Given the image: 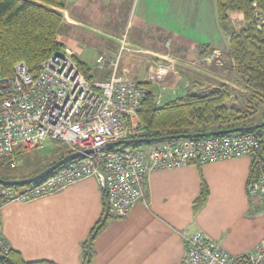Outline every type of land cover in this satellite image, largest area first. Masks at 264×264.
<instances>
[{
	"label": "crops",
	"instance_id": "1",
	"mask_svg": "<svg viewBox=\"0 0 264 264\" xmlns=\"http://www.w3.org/2000/svg\"><path fill=\"white\" fill-rule=\"evenodd\" d=\"M99 1L75 0L74 3L82 4L80 12L83 9L95 11L94 21L85 19L81 13L67 16V21L77 27H85L84 23H87L95 27L94 31L100 35V30L110 33L112 41L86 33L83 28L79 30L90 35L89 37L81 34L80 38L74 40L66 38L60 32L58 40L67 53L75 55L90 68L92 80L102 81L109 78V71L95 69V59L101 54L116 57L119 51L117 37L125 29H116L115 32L114 28L109 29L97 22L99 9H103L105 17L108 12L106 5L102 4L105 0L101 4ZM177 8L175 7L176 11L166 9L156 12L157 15L150 16L151 22L142 20L144 14L141 19L138 17L141 21L137 19L134 27L127 30L126 39L138 51L132 53L126 50L121 53L119 74L126 79L143 83L148 66L168 64L171 61L179 67V72L181 69L184 81L186 79L183 75L187 74L189 81L195 82L193 85L197 89L208 91L210 84L206 87L203 80L209 77L191 73L182 68L180 62H198L203 51L218 50L224 53L223 64H230L228 76L219 75L225 71L217 69V76L220 77L218 81L227 83L234 91L239 90L241 86L235 84L233 63L228 53V36L220 28L215 12L211 13L209 29L207 25L198 23V18L191 19L186 16V12L182 10L183 14ZM190 19L192 22L196 21L200 36H189L190 32L180 24L182 20ZM177 20L182 21L179 23L180 27L177 26ZM174 22L175 27L172 26ZM98 40L100 42H96ZM86 45L91 46L90 53L94 57L88 63L82 57ZM143 69V78L139 79ZM178 90L181 91L182 87L178 86ZM168 94L171 93L167 92L166 95ZM250 162V157H239L206 163L200 166V170L195 164H191L180 169L151 171L148 173L143 199L126 217L109 219L106 229L97 237L93 264H180L186 251V239L191 234L200 229L202 233L217 238L213 235L208 220L210 211L222 210L225 213V210L232 209L239 213L249 212L252 205L254 207L255 203L262 202L255 197L257 195L250 196L246 192ZM48 164H43L22 177L35 175ZM201 177L208 187V197L193 221L192 205L199 196ZM258 196L264 198V195ZM104 205V195L96 181L92 178L85 179L67 186L59 193L35 201L8 203L0 212L1 232L10 249L19 252L25 261L81 264V244L102 217Z\"/></svg>",
	"mask_w": 264,
	"mask_h": 264
},
{
	"label": "built area",
	"instance_id": "2",
	"mask_svg": "<svg viewBox=\"0 0 264 264\" xmlns=\"http://www.w3.org/2000/svg\"><path fill=\"white\" fill-rule=\"evenodd\" d=\"M252 7L258 26L264 21V11L256 1H252ZM126 37L125 33L122 42L119 40L116 57L101 54L95 59V69L109 71L106 80H88L67 52L52 54L35 74L24 63H18L10 77L0 76V160L10 161L13 166L15 155L43 150L50 142L60 143L69 154H81L34 184L0 186V212L8 203L35 201L92 178L105 197L109 214L120 219L143 199L151 171L251 158L257 151L254 136L242 132L166 140L150 145L147 150L115 147L104 150L109 143L114 145L141 136L138 112L147 95L144 84H150L155 105L160 106L166 94L160 93V84L166 83L171 75L168 66H155L143 83L121 76L120 55L129 51ZM246 192L250 196L264 195V174L249 182ZM9 250L1 232L0 217V253ZM180 264H264V238L247 256L233 258L196 231L186 239Z\"/></svg>",
	"mask_w": 264,
	"mask_h": 264
},
{
	"label": "trees",
	"instance_id": "3",
	"mask_svg": "<svg viewBox=\"0 0 264 264\" xmlns=\"http://www.w3.org/2000/svg\"><path fill=\"white\" fill-rule=\"evenodd\" d=\"M64 1L0 0L1 77H10L14 66L18 63H24L27 69L35 74L38 72L39 65L52 54L66 52L58 40L63 23L60 10L64 7ZM252 1H256L258 7L264 11V0H214L218 24L228 36V53L233 63L235 84L241 86L246 93H239L240 95L232 97L234 89L224 83H219L208 91L189 92L156 106L150 84H144L147 95L138 112L142 132L139 138H173L184 134L229 131L264 123V21L257 26ZM232 13L240 14L248 26L241 30H234L230 26V14ZM208 53L209 51H203L200 56L204 57ZM71 57L83 75L88 80L91 79L90 68L75 55L71 54ZM263 132L264 126L242 132L253 135L258 142V149L250 158L247 184L264 174ZM169 140L182 141L184 139ZM159 142L146 145L150 146ZM50 144L55 160L49 162L48 166L69 154L60 143L50 142ZM140 146L125 147L122 142L114 144L115 149L118 150L124 148L137 150ZM17 156L18 154L13 157L14 162ZM9 162L0 160V165L7 166L10 165ZM195 165L200 170L201 165L198 163ZM32 176L34 175L21 178ZM0 178L18 180L15 176L0 175ZM207 197L208 187L201 177L199 196L194 201L192 210H200ZM104 206L102 217L98 219L87 239L81 244V264H93L96 255L95 241L106 229L109 219L113 218L108 212L106 203ZM0 264L55 263L47 260L28 262L19 252L10 249L7 253H0Z\"/></svg>",
	"mask_w": 264,
	"mask_h": 264
},
{
	"label": "rangeland",
	"instance_id": "4",
	"mask_svg": "<svg viewBox=\"0 0 264 264\" xmlns=\"http://www.w3.org/2000/svg\"><path fill=\"white\" fill-rule=\"evenodd\" d=\"M100 4L102 3V0L99 1ZM75 3V0H65L64 8L62 11V17H63V23L61 25V34L64 35L66 38L71 39H78L80 38V35L82 34L83 37H89L90 35L86 33H91V35H96L98 38L103 37L106 40H111L110 33L104 32L100 30V33H96V28L91 27V25L84 23L85 27H77L76 25L72 23H68L67 16H73V14L81 13L82 16H84L85 19H91L94 21L95 11H89V10H81L82 4ZM104 5H106L108 12L105 17L103 9H99L98 15H97V22L102 24L103 26L107 28H114L115 32L116 29L120 30L121 28L124 30L121 35H118V45L119 40L122 42L121 38L123 35H127V30L130 29V27H134L135 22L137 21L138 17L144 22H151L150 16L151 15H157L156 12H163L166 9L169 11L173 10L176 11L175 7H178V11L183 13L186 12V16L193 18H198V23H203L211 29L210 21H211V13L212 11L215 12V3L214 0H123L120 1H114V0H105L103 1ZM174 7V8H173ZM183 10V11H182ZM92 12V13H90ZM145 12V13H144ZM103 13V14H102ZM109 13V14H108ZM102 14V17L100 15ZM184 14V13H183ZM176 15V13H175ZM98 16L100 19H98ZM104 16V17H103ZM108 16V17H107ZM176 17H179L176 15ZM105 18V19H104ZM83 19V20H85ZM140 19L139 22L141 21ZM190 20H177V26L180 27L179 23L181 25H184L187 28V31L190 32L189 36H200L198 31V25H195L196 21L193 22ZM175 25V22L172 23V26ZM102 26V27H103ZM176 26V25H175ZM174 26V27H175ZM230 26L234 28V30H241L242 28H245L248 26V23L245 22L241 15L238 13H232L230 14ZM173 27V28H174ZM79 28H83V31H86V33L81 32ZM94 28V29H93ZM157 28V27H156ZM155 28V29H156ZM95 30V31H94ZM60 34V35H61ZM98 34V35H97ZM174 34V33H173ZM172 36V35H171ZM188 35L186 38L189 37ZM205 36V35H203ZM62 37V36H61ZM127 39V37H126ZM96 42H100L99 40ZM87 44V43H86ZM126 47L129 49V52L137 53V49L131 45H129L126 41ZM119 48V46H118ZM91 46L86 45L85 47V54L82 56L83 61L92 62L94 60V57H92V53H90ZM118 54V52H117ZM204 58H207V60H203ZM202 59V60H201ZM224 53L213 50L210 51L208 54H206L204 57H201L199 61L201 62H180L181 67L190 71L191 73L200 74L202 76H206L209 78H206L203 80V83H206L209 85L208 89H211L212 85L217 86L219 83H222L218 81L220 80V77L217 76V69L225 71V73H219V75L228 76L229 72H227L230 68V64H223L224 62ZM157 66H168L170 72V78L166 83H161L160 93L164 95V92H170L171 94L164 95L162 104L167 102L168 100H172L174 98H178L181 96H184L186 93H201L203 90L197 89L195 87V82L189 81V76L187 74L183 75L186 80L184 81L182 75H181V69L179 72V67L175 66L174 63L171 61L168 64H156L148 66L147 74L152 72ZM233 67V66H232ZM144 69L141 71V75L138 77L139 79L143 76ZM183 74V72H182ZM219 77V78H218ZM233 75H230V78H232ZM216 79V80H215ZM232 81H229V84ZM228 85L227 83H224ZM159 85V83H158ZM178 86L182 87L181 91H177ZM229 86V85H228ZM186 90H184V88ZM230 87V86H229ZM237 87V86H236ZM238 88V87H237ZM239 93H246L242 87H239V90H235L232 93V97H235ZM240 95V94H239ZM177 96V97H176ZM241 98V97H239ZM242 100V99H240ZM264 134V132H263ZM149 145L143 144L138 149L140 150H147ZM55 160V156L51 153V144L46 143L45 148L43 150H31L28 152L20 153L16 157L15 164L13 166L11 165H0V175L1 176H19L22 177L31 171L35 170L36 168L41 167L43 164L49 163L51 161ZM22 189V188H18ZM256 198H259L260 201H262L260 204L257 202L249 208L248 211H244L243 213L234 212L232 209L225 210V213L222 210L218 211H210L208 213V220L211 225V229L213 231V235L217 238H212L208 236L207 234L203 233L208 237L209 240L214 241L224 252H226L230 257L233 258H241L247 256L252 249L255 247V245L264 238V198L262 196H255ZM264 197V196H263ZM255 198V199H256ZM201 210V209H200ZM193 211L192 210V216L193 221H195V217L200 212ZM199 231H201L199 229ZM203 232V231H201Z\"/></svg>",
	"mask_w": 264,
	"mask_h": 264
},
{
	"label": "water",
	"instance_id": "5",
	"mask_svg": "<svg viewBox=\"0 0 264 264\" xmlns=\"http://www.w3.org/2000/svg\"><path fill=\"white\" fill-rule=\"evenodd\" d=\"M264 126V123L259 124V125H253L249 127H242V128H235L233 130L229 131H220V132H208L205 134H184V135H179L173 138L169 137H161V138H150V139H145V138H137V139H130V140H125L122 142V145L125 147H129L132 145H143V144H151L163 140H169V139H190V138H203V137H209V136H217V135H226V134H231V133H241L244 131H250V130H255L257 128H261ZM114 147L112 143L107 144L103 149L104 150H111ZM90 151H85V153H89ZM81 156L80 153H71L66 155L65 157L57 160L55 163L51 164L47 168H45L43 171L40 173L29 177L25 179H18V180H4L0 178V186L4 187H24L27 185L34 184L41 179L47 177L50 175L52 172L60 168L61 166L65 165L66 163L75 160Z\"/></svg>",
	"mask_w": 264,
	"mask_h": 264
},
{
	"label": "bare ground",
	"instance_id": "6",
	"mask_svg": "<svg viewBox=\"0 0 264 264\" xmlns=\"http://www.w3.org/2000/svg\"><path fill=\"white\" fill-rule=\"evenodd\" d=\"M2 187H4V186H2Z\"/></svg>",
	"mask_w": 264,
	"mask_h": 264
}]
</instances>
